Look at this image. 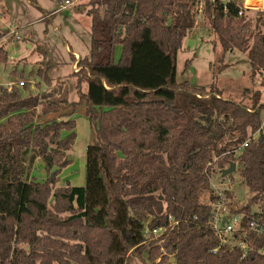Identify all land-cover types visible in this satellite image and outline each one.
Returning a JSON list of instances; mask_svg holds the SVG:
<instances>
[{"label":"trees","instance_id":"16d2710c","mask_svg":"<svg viewBox=\"0 0 264 264\" xmlns=\"http://www.w3.org/2000/svg\"><path fill=\"white\" fill-rule=\"evenodd\" d=\"M199 6L220 61L236 49L247 54L251 79L264 71V11L253 29L241 0H88L92 49L72 72L78 100L69 101L63 86L36 93L25 82L0 88V264H125L147 247L153 264H264V231L247 232L251 243L242 256L226 245L212 253L217 238L204 225L210 206L200 197L214 199L211 176L232 162L249 197L237 207L224 189L230 212L242 213V225L264 221V103L248 88L236 101L215 81H177V53ZM96 23L107 48L94 38ZM6 61L0 47V63ZM50 68L47 62L35 73L47 86ZM77 110L92 135L84 183L58 185L71 163ZM36 159L41 180L30 176ZM233 171L225 175L231 182ZM252 204L262 211H251ZM146 227L164 231L149 239Z\"/></svg>","mask_w":264,"mask_h":264},{"label":"rangeland","instance_id":"374dc122","mask_svg":"<svg viewBox=\"0 0 264 264\" xmlns=\"http://www.w3.org/2000/svg\"><path fill=\"white\" fill-rule=\"evenodd\" d=\"M60 1L35 0L40 6L38 8L28 0H0V47L7 54V61L0 63V88L6 87L8 83L24 80L31 93L53 88L59 90L63 86L67 89L69 101L78 100L77 77L72 72L79 69L76 64L78 58L89 57L91 54V19L84 11L87 8V0H71L72 5L58 8ZM241 3L244 8H248L244 15L251 21L253 28L257 23L258 12L264 11V3H253L251 0H241ZM200 10H197L195 26L183 38L182 47L177 53V81H188L198 87H208L215 81L223 97L236 101L242 99L243 90L248 88L251 93L259 91L260 101L264 103V71L256 73L251 79L247 54L236 49L227 51L220 61L221 48L215 35L210 33L208 21ZM95 26L94 38L101 43L100 47L106 45L107 48L108 37L101 30V23H96ZM259 29L264 32V26H259ZM106 55L107 53H104L103 57L106 58ZM117 56L118 48L115 58ZM186 60H190V63L183 71ZM47 62L51 64L48 72V76L52 78L50 86L35 74L36 70L43 68ZM222 63L226 66L216 73L213 79V72H216ZM30 72L33 74L29 75ZM80 87L86 88V83L82 82ZM75 122L77 135L69 153L71 163L66 166L70 168L61 170L58 185L64 184L67 179H70L72 185L84 183L85 148L92 135L88 121L80 110L75 112ZM261 132L264 135V114ZM236 175L233 171L231 182L220 171L216 172L211 176V187L214 185L220 190L229 189L237 207H241L248 203L249 192L238 182ZM30 176L37 180L45 176L39 159L35 160ZM207 202L208 193L205 192L200 197V203ZM250 207L251 211H262L260 204H252ZM149 249L147 247L140 256L130 253L125 264H153L149 260Z\"/></svg>","mask_w":264,"mask_h":264},{"label":"built area","instance_id":"2783aa9c","mask_svg":"<svg viewBox=\"0 0 264 264\" xmlns=\"http://www.w3.org/2000/svg\"><path fill=\"white\" fill-rule=\"evenodd\" d=\"M72 4L69 0H65L59 8H65L66 5ZM244 7V6H243ZM200 9V8H198ZM240 10L238 14H242ZM15 38H19L15 36ZM76 65V64H75ZM74 65V68H75ZM25 81L20 80L17 83L11 82L6 85L7 89H11L12 86L22 87ZM247 145V140L242 143L240 148ZM226 189V188H225ZM228 190V189H227ZM213 200H209L206 204L210 206V213L204 221L205 226H209L213 235L217 238V245L212 248L211 252L215 253L219 247L228 246L229 248L237 247L241 251V255H246L249 245L251 243L248 237V231L260 233L264 231V221H256L254 219L249 220L246 225H242L241 218L242 213H232L229 210L228 198L224 193V189L220 190L214 185L212 186ZM164 228L156 227L153 229H144L145 236L147 238H156L162 234ZM163 253L164 250H163ZM173 257H171L172 259ZM170 259V261H171ZM159 258L157 259V261Z\"/></svg>","mask_w":264,"mask_h":264},{"label":"crops","instance_id":"0c3cea01","mask_svg":"<svg viewBox=\"0 0 264 264\" xmlns=\"http://www.w3.org/2000/svg\"><path fill=\"white\" fill-rule=\"evenodd\" d=\"M65 1V0H64ZM64 1H60V3H59V5H58V8H59V6L61 5V4H63L64 3ZM70 2H71V0H69ZM87 2H88V0H87ZM87 2H86V6H87ZM251 2H253V3H258V2H261V3H264V0H251ZM72 3V2H71ZM73 4V3H72ZM72 4H69V5H72ZM69 5H66V7L67 6H69ZM39 6V5H38ZM40 7V6H39ZM65 7V8H66ZM79 8V7H78ZM56 10V9H55ZM85 11V10H84ZM1 15V14H0ZM89 17V16H88ZM91 29V28H90ZM15 83V82H14ZM82 89V91H84L86 88H81ZM31 93V92H30ZM34 93V92H33ZM80 113H82V112H80ZM73 118H74V120H75V113L73 114ZM86 118V117H85ZM87 119V118H86ZM88 121V120H87ZM76 123V122H75ZM89 124V123H88ZM75 131H76V127H75ZM77 135V134H76ZM69 153H71V151L69 152ZM69 156H70V154H69ZM68 168H70V167H66V169H68ZM60 178V177H59ZM71 178H73V176L71 177ZM70 181V179H67V180H64V182L63 183H66V182H69ZM73 181V180H72ZM70 184H71V181L69 182Z\"/></svg>","mask_w":264,"mask_h":264},{"label":"water","instance_id":"95a60500","mask_svg":"<svg viewBox=\"0 0 264 264\" xmlns=\"http://www.w3.org/2000/svg\"><path fill=\"white\" fill-rule=\"evenodd\" d=\"M67 158H68L69 160L71 159V157H70L69 155H68ZM56 169H57V167H56V166H53V167L50 169L49 173H52V172L55 171ZM234 169H235V163L232 162V163H230V165H229L227 168L221 170L220 172L222 173V175H226V174L232 172ZM171 261H174V258H172Z\"/></svg>","mask_w":264,"mask_h":264}]
</instances>
